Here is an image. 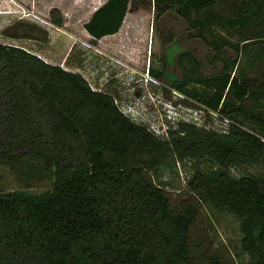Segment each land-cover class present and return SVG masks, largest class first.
<instances>
[{"label":"trees","instance_id":"1","mask_svg":"<svg viewBox=\"0 0 264 264\" xmlns=\"http://www.w3.org/2000/svg\"><path fill=\"white\" fill-rule=\"evenodd\" d=\"M138 1L107 0L83 27L94 39L115 34ZM151 1L156 20L172 12L208 47L207 62L222 63L204 75L182 50L168 86L234 123L223 133L178 121L156 135L116 90L0 42V163L32 159L51 181L39 193L0 191V264H264V174L239 172L264 161V0ZM165 66L149 72L160 80ZM182 168L177 187L166 175ZM209 210L238 220L239 263Z\"/></svg>","mask_w":264,"mask_h":264},{"label":"rangeland","instance_id":"2","mask_svg":"<svg viewBox=\"0 0 264 264\" xmlns=\"http://www.w3.org/2000/svg\"><path fill=\"white\" fill-rule=\"evenodd\" d=\"M89 2L90 0H0V42L23 47L46 62L79 72L93 88L112 87V91L116 90L119 94L116 99L121 109L135 121H145L159 128L165 122V116H168L162 104L174 107L171 118L176 117L175 110L181 111L179 106H200L199 101L187 98L168 86L165 78L159 80L149 72L150 68H161L165 50L173 43L179 49L177 56L182 50L194 52L201 62V72L204 75L222 69L220 61L214 64L207 62L208 47L199 38L188 37L186 24L182 19L167 12L156 20L153 1L148 3V0H139L129 6L116 34L94 40L83 28V24L91 16ZM58 17L61 19L59 25L52 21ZM169 31L174 33L172 41L168 39ZM229 38L233 41L238 39L237 36ZM247 49L251 51L252 46ZM224 50L229 57L235 55V51L227 46ZM176 58L173 59V67L168 66V69L171 68L177 78H180L182 72L176 64ZM244 62L243 54L240 64ZM262 71L263 68L256 69L248 76L257 82ZM261 104L263 108L264 99H261ZM228 118L234 121L233 118ZM34 164L32 159H24L13 166L0 163V191L25 189L39 193L49 189L51 181L38 176ZM239 172L264 174V161L254 166H244ZM182 176L183 168L178 177L166 175V178L178 187L185 182ZM208 214L213 220L216 235L229 246L231 254L237 259L233 247L239 244L241 238L238 220L228 213L209 210ZM237 262L239 263L238 259Z\"/></svg>","mask_w":264,"mask_h":264},{"label":"built area","instance_id":"3","mask_svg":"<svg viewBox=\"0 0 264 264\" xmlns=\"http://www.w3.org/2000/svg\"><path fill=\"white\" fill-rule=\"evenodd\" d=\"M169 105V104H168ZM173 106L169 105V113H168V119L165 120L162 125L157 128L155 126H151L149 124L150 130H152L156 135L160 134H166L167 130L169 128V124L172 125L176 124L178 121H184V122H192L196 124L199 127H204L206 129H213L218 132H227L230 123H234L233 120L229 119L228 117L222 116V114L219 112V110H214L209 107H207L204 104H200L197 108H190V107H184L183 111L180 112L174 111L176 114V117L173 116V118L170 117V115L173 112ZM134 119V118H133ZM135 120V119H134ZM140 121L141 120H136ZM169 121V123H168Z\"/></svg>","mask_w":264,"mask_h":264},{"label":"flooded vegetation","instance_id":"4","mask_svg":"<svg viewBox=\"0 0 264 264\" xmlns=\"http://www.w3.org/2000/svg\"><path fill=\"white\" fill-rule=\"evenodd\" d=\"M91 38L94 39L93 37H91ZM94 40H98V39H94ZM177 51H178V46L176 44H174V43H173V45L170 48L165 50L164 60H165V63H166V66H165L166 69H165L163 78H165L167 83L169 82V80H171L170 78L172 76L177 77L176 74L174 73V71L171 70V68L173 67L172 64H174L173 59L177 57ZM169 55H172V61L169 60ZM168 66L171 67L170 70L168 69L169 68ZM177 66H178V64H177ZM94 89H102V88H94ZM112 89H113L112 87L110 88L108 86V87H106L105 89H102V90L111 91Z\"/></svg>","mask_w":264,"mask_h":264},{"label":"crops","instance_id":"5","mask_svg":"<svg viewBox=\"0 0 264 264\" xmlns=\"http://www.w3.org/2000/svg\"><path fill=\"white\" fill-rule=\"evenodd\" d=\"M107 0H90L88 6L90 7L91 10H89L91 12V14L98 8L100 7L101 5H103ZM154 8V6H153ZM89 20V19H88ZM87 20V21H88ZM84 28V27H83ZM86 31V30H85ZM87 32V31H86ZM88 35H90L88 32H87ZM116 34V33H115ZM114 35V34H112ZM106 36H109V35H106ZM104 36V37H106Z\"/></svg>","mask_w":264,"mask_h":264},{"label":"clouds","instance_id":"6","mask_svg":"<svg viewBox=\"0 0 264 264\" xmlns=\"http://www.w3.org/2000/svg\"><path fill=\"white\" fill-rule=\"evenodd\" d=\"M178 104H180V103H178ZM162 106H163V110H165V112L167 113V115H168V113H169V105L168 104H162ZM179 108H180V110H184L183 108H181V106H179ZM167 119H168V116L166 117L165 116V120L167 121ZM143 122H145V121H143ZM146 124H149V123H147V122H145ZM168 123H169V121H168Z\"/></svg>","mask_w":264,"mask_h":264}]
</instances>
